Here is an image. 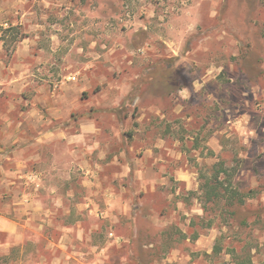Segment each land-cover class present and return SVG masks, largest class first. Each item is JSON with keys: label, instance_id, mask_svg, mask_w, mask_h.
I'll use <instances>...</instances> for the list:
<instances>
[{"label": "rangeland", "instance_id": "1", "mask_svg": "<svg viewBox=\"0 0 264 264\" xmlns=\"http://www.w3.org/2000/svg\"><path fill=\"white\" fill-rule=\"evenodd\" d=\"M0 5V264H264V0Z\"/></svg>", "mask_w": 264, "mask_h": 264}, {"label": "trees", "instance_id": "2", "mask_svg": "<svg viewBox=\"0 0 264 264\" xmlns=\"http://www.w3.org/2000/svg\"><path fill=\"white\" fill-rule=\"evenodd\" d=\"M233 173L224 166L223 162L215 163L212 167V173L208 177L203 174L200 183L202 191L201 199L204 203V210L207 211L209 206L219 205L228 212V215L234 216L236 206L243 204L247 193L239 191L232 186L231 178ZM220 247L215 246V252H218ZM236 264H251L249 255L235 254Z\"/></svg>", "mask_w": 264, "mask_h": 264}, {"label": "crops", "instance_id": "3", "mask_svg": "<svg viewBox=\"0 0 264 264\" xmlns=\"http://www.w3.org/2000/svg\"><path fill=\"white\" fill-rule=\"evenodd\" d=\"M2 5H0V14H4L3 16H6V17H3V18H0V22L1 23H7V19L12 15L11 14V12H12V9H11V6L10 5H8V6H6L5 7V9L7 10L6 12H7V14L8 15H5V13H1L2 12V10L4 9V8H2L1 7ZM0 47H1V45H0ZM11 84V85H10ZM6 87L7 88H12V83H8L7 85H6ZM7 225H0V230H1V232H10V230H13V223H11V222H9V223H6Z\"/></svg>", "mask_w": 264, "mask_h": 264}]
</instances>
